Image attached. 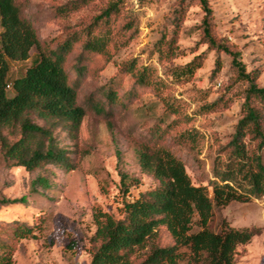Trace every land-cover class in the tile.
Here are the masks:
<instances>
[{"label":"rangeland","instance_id":"obj_1","mask_svg":"<svg viewBox=\"0 0 264 264\" xmlns=\"http://www.w3.org/2000/svg\"><path fill=\"white\" fill-rule=\"evenodd\" d=\"M71 1L18 0L41 42L52 47L73 32L85 31L112 2H119V12L108 22L101 21L96 30L111 35L107 53H84L79 76L73 68L82 53L83 36L67 64L72 82L79 85V103L86 107L87 116L78 139L72 140L60 128L54 134L59 146L69 151L76 169L64 173L47 167L53 172L52 189L31 196V184L40 173L8 167L0 149V202L28 199L27 205L0 206V231L4 230L0 237L10 235L9 228L16 223L32 228L33 233V237L16 240L13 264H90L95 212L102 210L120 218L125 200L137 199L158 186L142 173L136 154L154 128L165 131L156 143L169 147L185 163L192 183L208 187L214 164L225 160L224 147L241 118L246 85L237 83L232 58L210 48L203 39L200 0H95L68 16L60 15L58 9ZM208 3L217 39L239 52L247 71L261 72L258 83L264 87V0ZM159 47H163L162 54ZM37 58L34 48L28 61H10L9 80L21 77ZM194 60L202 66L193 76H176ZM130 62L150 68L155 86L141 87L130 75L120 73ZM108 88L125 104L108 106ZM164 101L171 102L176 113L167 112ZM214 102H219V108L207 113L204 107ZM101 105L103 113L98 112ZM193 130L200 135L198 144H179V135ZM120 173L140 180L126 197ZM223 221L235 229H261V235L238 248L236 262L264 264V199L232 202L216 213L212 228L219 232ZM172 244L170 234L160 229L154 240L137 251L136 264L153 246Z\"/></svg>","mask_w":264,"mask_h":264},{"label":"trees","instance_id":"obj_2","mask_svg":"<svg viewBox=\"0 0 264 264\" xmlns=\"http://www.w3.org/2000/svg\"><path fill=\"white\" fill-rule=\"evenodd\" d=\"M94 1L73 0L58 10L60 15L68 16ZM200 4L204 11L203 39L210 48L232 58L237 83L246 85L241 118L224 147L226 158L214 164L208 187L195 186L185 163L169 147L156 143L157 139H163L165 131L154 128L150 140L141 143L136 154L142 173L156 180L158 186L137 199L125 200L120 218L102 210L95 212L90 264H136L137 251L154 240L162 228L170 234L173 244L153 246L139 264H237L238 248L261 235L259 228L235 229L227 221L221 223L219 232L212 228L216 213L232 202L264 199V87L258 83L261 72L247 71L239 52L217 39L208 0H200ZM118 12L119 2H112L85 31L73 32L52 47L41 42L34 23L25 17L18 0H0V149L8 167L40 173L31 184V196L44 195L52 189L53 172L47 167L64 173L76 169L69 151L59 146L54 134L60 128L72 140L78 139L87 116L86 107L79 103V85L72 82L67 64L83 36L82 53L73 68L79 76L83 74L84 53H107L111 35L96 30L101 21L108 22ZM34 48L38 58L21 77L10 81V61H28ZM157 50L163 53V47ZM201 66V61L194 60L176 76L188 79ZM120 73L130 75L141 87L155 86L148 67L138 68L130 62L120 68ZM105 99L110 107L125 104L112 88L105 91ZM218 103L205 106L206 112H215ZM164 104L167 112L176 113L171 102ZM104 111L101 105L98 112ZM199 140L196 130L178 137L179 144H198ZM120 178L124 197L140 184L139 179L124 173H120ZM27 203L24 196L1 201L0 206ZM9 229L10 235L0 237V264H13L16 240L33 237L32 228L24 224L16 223Z\"/></svg>","mask_w":264,"mask_h":264}]
</instances>
